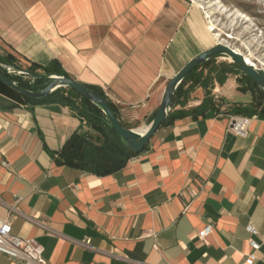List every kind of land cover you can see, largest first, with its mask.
Wrapping results in <instances>:
<instances>
[{
  "label": "crops",
  "instance_id": "1",
  "mask_svg": "<svg viewBox=\"0 0 264 264\" xmlns=\"http://www.w3.org/2000/svg\"><path fill=\"white\" fill-rule=\"evenodd\" d=\"M213 41L190 0H0L1 64L45 73L57 62L140 132L169 82ZM221 63L190 79L145 149L104 175L57 161L76 131L93 133L86 120L55 98L30 102L0 89V219L35 239L49 264H245L249 227L261 246L254 264H264V111L241 90V69L230 62L222 76ZM242 108L253 111L249 129L234 135L229 122ZM207 225L213 231L202 241ZM86 241L90 248L79 245Z\"/></svg>",
  "mask_w": 264,
  "mask_h": 264
},
{
  "label": "trees",
  "instance_id": "2",
  "mask_svg": "<svg viewBox=\"0 0 264 264\" xmlns=\"http://www.w3.org/2000/svg\"><path fill=\"white\" fill-rule=\"evenodd\" d=\"M215 60L216 59L208 61L203 66L191 73L188 78L183 81V83L179 86L175 94L173 105L175 104L176 99L179 93H181L185 84L190 79L194 78V76L200 70H203L204 68L210 66L215 67ZM230 66L231 65L228 63H221L219 65V68L227 70L226 72H222V76H224L225 73L231 72L229 71L230 69H227ZM232 67L240 70L236 64H232ZM37 69L38 68L32 66L31 71L35 72ZM44 72L47 74L69 77L68 74L64 72L61 67H59L57 62L51 63L50 66L44 69ZM242 75L243 77L241 80L244 84L241 90L243 91V93H252L254 96H256V103L253 105V107L261 108L264 103V94L258 89L257 85L254 83L253 80H251L244 74ZM9 78L14 81L20 82L21 86L24 89L33 92L45 89L48 84L47 82L41 80L35 81L33 84H30L29 81H22L21 79L12 77ZM219 80L222 83L224 82V79L222 78H220ZM196 84H202L201 77H198L196 79ZM88 88L94 93L106 99L104 94L98 89L90 87ZM0 89L11 92L17 95L18 97H23L24 99L30 102L46 103L49 102L52 98H55V100L53 101H57L59 104L69 107L72 111L76 113V115H78L79 118L87 121L89 129L93 133H90V131H84L83 128L76 131L66 141V143L58 154L57 161L60 165L81 169L86 172L97 175H104L120 170L135 154H137L127 149L120 141L115 130L105 124V116L102 111L95 105L90 103L88 100L78 95L72 89H68L67 95L61 94L59 99L56 98L60 95L59 92L61 89L57 90L49 97L40 100L26 98L8 88L2 81H0ZM78 99L80 101H78ZM108 103L117 116L114 106L110 102ZM251 110L252 109L242 108L235 111L234 114L237 116L246 117L250 112H253ZM262 110L264 111V107H262ZM169 118L170 116H168V119Z\"/></svg>",
  "mask_w": 264,
  "mask_h": 264
},
{
  "label": "water",
  "instance_id": "3",
  "mask_svg": "<svg viewBox=\"0 0 264 264\" xmlns=\"http://www.w3.org/2000/svg\"><path fill=\"white\" fill-rule=\"evenodd\" d=\"M219 58H229L230 62L236 64L241 69L243 74L253 80L258 89L264 94V70L256 69L249 65L244 56L233 50L230 46L226 44H216L213 48L200 54L190 63H188L178 73V75L169 82L165 89L158 112L145 132L123 127L119 122L115 112L104 97H101L100 95L91 91L85 85L74 81L69 77L47 73H35L18 69L14 66H6L0 63V81H2L11 90L26 98L34 100L47 98L59 89H72L78 95L88 100L102 111L105 116V124L115 130L120 141L127 149L134 153H140L145 149L146 145L160 128V126L167 120L172 109L175 94L183 81L188 78L191 73L203 66L208 61ZM10 73H15L19 77H28L30 79V84H33L38 80L45 81L48 84L45 89L33 92L24 89L20 82L10 79L8 77Z\"/></svg>",
  "mask_w": 264,
  "mask_h": 264
},
{
  "label": "rangeland",
  "instance_id": "4",
  "mask_svg": "<svg viewBox=\"0 0 264 264\" xmlns=\"http://www.w3.org/2000/svg\"><path fill=\"white\" fill-rule=\"evenodd\" d=\"M196 1L202 4V7L205 9L191 1L190 3L204 14L207 31L212 38L214 36L209 30V19H207L205 12L211 14V20L216 24L218 32L221 33L224 39L222 43L240 50L243 55L252 56L258 68L264 69V0ZM215 41L218 43L216 39ZM216 42L213 41L212 43L215 44ZM219 62L230 63L222 58H219ZM212 97L216 102H224L221 94H214ZM248 101L249 98L237 106L244 107L249 105ZM224 103L226 106L227 102ZM262 107H264V103Z\"/></svg>",
  "mask_w": 264,
  "mask_h": 264
},
{
  "label": "built area",
  "instance_id": "5",
  "mask_svg": "<svg viewBox=\"0 0 264 264\" xmlns=\"http://www.w3.org/2000/svg\"><path fill=\"white\" fill-rule=\"evenodd\" d=\"M251 119L249 117H232L229 122L228 130L234 135H245L249 129ZM7 167V163H3ZM10 214L23 216L37 227L45 230L49 234H56L46 223L40 222L35 218L22 215L15 206L7 207ZM213 231L212 225H207L198 233V238L204 241ZM248 232L251 235L249 245L252 253L247 256L245 264H254L256 254L261 246L255 241L254 237L259 235L255 227H249ZM86 248H90V242L79 243ZM0 258H5L14 264H49L44 257L43 247L35 239H23L13 235L10 219H0Z\"/></svg>",
  "mask_w": 264,
  "mask_h": 264
},
{
  "label": "bare ground",
  "instance_id": "6",
  "mask_svg": "<svg viewBox=\"0 0 264 264\" xmlns=\"http://www.w3.org/2000/svg\"><path fill=\"white\" fill-rule=\"evenodd\" d=\"M190 1H192L193 3L198 5L199 7L203 8L202 4L198 3L196 0H190ZM203 9H205V8H203ZM205 14H206L207 19H209V22H208L209 30L211 31V33H213L215 39L218 41V44H225V43H222L224 41V39L222 38L221 33L218 32V28H217L216 24L211 20V14L209 12H205ZM228 46H230V45H228ZM232 49L235 50L236 52L242 54V52L240 50H238L236 48H232ZM243 56L249 65L253 66L256 69H260V68H258L257 64L254 62L252 56H249V55H243ZM226 60L230 61L229 58H226ZM262 70H264V69H262ZM147 129H148V127L143 132H145Z\"/></svg>",
  "mask_w": 264,
  "mask_h": 264
}]
</instances>
